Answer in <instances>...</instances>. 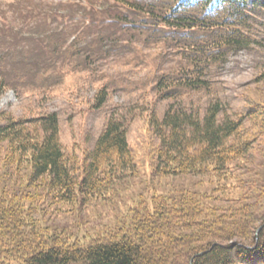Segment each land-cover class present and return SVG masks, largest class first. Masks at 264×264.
Returning a JSON list of instances; mask_svg holds the SVG:
<instances>
[{
  "label": "trees",
  "instance_id": "trees-1",
  "mask_svg": "<svg viewBox=\"0 0 264 264\" xmlns=\"http://www.w3.org/2000/svg\"><path fill=\"white\" fill-rule=\"evenodd\" d=\"M27 1L0 4L1 63L8 53L0 99L15 89L16 70L63 71L75 61L93 71L121 58L135 68L151 58L157 68L144 74L150 102L118 106L78 151L65 150L56 113L3 115L0 264H264V0ZM244 51L258 54L256 96L241 94L235 107L216 77ZM109 86L97 91L95 109L108 102ZM158 103L167 104L161 113ZM142 109L156 139L151 174L200 177L209 188L140 196L90 244L45 223L48 207L113 210L142 174L128 137Z\"/></svg>",
  "mask_w": 264,
  "mask_h": 264
},
{
  "label": "rangeland",
  "instance_id": "rangeland-1",
  "mask_svg": "<svg viewBox=\"0 0 264 264\" xmlns=\"http://www.w3.org/2000/svg\"><path fill=\"white\" fill-rule=\"evenodd\" d=\"M16 2L30 6L27 0H0V4L6 10L8 5ZM1 39L0 47H3L5 44L0 32ZM23 49L25 50L23 53L28 54L36 51L37 47L33 44ZM5 54L2 59L5 63L0 62L2 69L0 80L3 77L8 83V53ZM45 57L52 58L50 54ZM257 59L258 54L255 51L241 52L231 57L223 71L216 77L223 97L235 107L241 106L237 98L241 94L256 96L250 91H252L251 81L256 75ZM129 61V58L105 59L91 66L94 72L85 71L84 65L78 67L74 61L63 71L50 72V69H38V74L45 73L43 77L37 72L26 73L16 70L15 89L7 88L0 99V122L5 120L4 114L20 117L29 114L56 113L60 119L61 141L66 151H78L85 146H92L113 110L118 106L130 105H138L139 108L146 102L143 100H148L149 103L152 98L151 96L142 98V92L148 91L152 83V80L144 74L153 73L157 68V61L149 58L142 67L135 68L137 61L125 67ZM46 74L49 75L48 78ZM107 83L111 85L109 100L103 108L97 110L94 107V97L101 86ZM258 96L263 97L261 94ZM166 106V103H158L156 107L161 113ZM148 118V113L142 109L141 115L129 123V143L139 159L142 174L139 179L132 180L127 190L122 192V198L118 200L113 210L103 205L91 206L80 211L65 206L48 207L42 213L45 223L71 233L73 239L83 244H90L111 233L120 221L118 218H122L127 213L128 207L137 202L140 196L151 198L157 193L171 194L182 189L209 188L206 179L200 177L158 179L151 174L153 146L156 145V139L149 128Z\"/></svg>",
  "mask_w": 264,
  "mask_h": 264
},
{
  "label": "water",
  "instance_id": "water-1",
  "mask_svg": "<svg viewBox=\"0 0 264 264\" xmlns=\"http://www.w3.org/2000/svg\"><path fill=\"white\" fill-rule=\"evenodd\" d=\"M199 255H201V254H199Z\"/></svg>",
  "mask_w": 264,
  "mask_h": 264
},
{
  "label": "bare ground",
  "instance_id": "bare-ground-1",
  "mask_svg": "<svg viewBox=\"0 0 264 264\" xmlns=\"http://www.w3.org/2000/svg\"><path fill=\"white\" fill-rule=\"evenodd\" d=\"M81 172V171H80Z\"/></svg>",
  "mask_w": 264,
  "mask_h": 264
}]
</instances>
